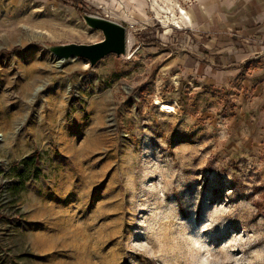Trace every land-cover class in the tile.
Wrapping results in <instances>:
<instances>
[{"label":"rangeland","instance_id":"obj_1","mask_svg":"<svg viewBox=\"0 0 264 264\" xmlns=\"http://www.w3.org/2000/svg\"><path fill=\"white\" fill-rule=\"evenodd\" d=\"M81 1L0 0V264H264L254 58L236 72L202 0ZM83 14L126 55L59 65L104 39Z\"/></svg>","mask_w":264,"mask_h":264},{"label":"crops","instance_id":"obj_2","mask_svg":"<svg viewBox=\"0 0 264 264\" xmlns=\"http://www.w3.org/2000/svg\"><path fill=\"white\" fill-rule=\"evenodd\" d=\"M201 6L202 16L206 18L205 30L213 33L212 42L218 46L233 42L238 46L232 56L234 65H239L237 73L241 72V64L254 58V72L248 78L253 82L249 92L254 97L255 107L251 111L255 118L249 126L254 124L250 136L260 139L256 140L257 147L264 143V107L261 106L262 102L264 106V97H261L264 95V0H202ZM186 18L192 24L191 17Z\"/></svg>","mask_w":264,"mask_h":264},{"label":"water","instance_id":"obj_3","mask_svg":"<svg viewBox=\"0 0 264 264\" xmlns=\"http://www.w3.org/2000/svg\"><path fill=\"white\" fill-rule=\"evenodd\" d=\"M86 25L102 32L104 39L95 44H66L47 47L56 58L69 62L84 59L91 67L110 55L125 56L127 53V28L110 20L83 14Z\"/></svg>","mask_w":264,"mask_h":264},{"label":"bare ground","instance_id":"obj_4","mask_svg":"<svg viewBox=\"0 0 264 264\" xmlns=\"http://www.w3.org/2000/svg\"><path fill=\"white\" fill-rule=\"evenodd\" d=\"M114 3L116 2V1H114V0H112ZM143 1V0H142ZM112 2V3H113ZM124 2L126 3V7L127 8H129V7H135V9L137 10V11H140L143 15H145L146 13H145V11L143 10V9H141V6H139L138 5V3L136 2V0L135 1H133V0H129V1H127V0H124ZM134 9V10H135ZM182 10V9H181ZM171 12V11H170ZM174 12V11H173ZM185 12V11H184ZM183 11H182V13H184ZM169 14V13H168ZM170 14H172V13H170ZM185 14V13H184ZM172 16H174V17H176L175 15H172ZM171 16V17H172ZM171 17H166V20L168 21H170V18ZM173 17V18H174ZM185 20H186V17H184L182 20H177V19H174V24L178 27V28H180L181 27V24H183L184 22H185ZM171 23V22H170ZM53 56V55H52ZM54 57V56H53ZM55 59H56V61H57V63L60 65V64H68L69 62H71V61H69V62H65V61H62L61 59H59V58H56V57H54ZM73 61V60H72ZM159 105H160V108H161V110L163 111V112H166V113H174L175 112V109L172 107V106H170V105H167V104H162V103H159ZM102 119L103 118H101L100 120H99V123H101V124H103V121H102Z\"/></svg>","mask_w":264,"mask_h":264},{"label":"trees","instance_id":"obj_5","mask_svg":"<svg viewBox=\"0 0 264 264\" xmlns=\"http://www.w3.org/2000/svg\"><path fill=\"white\" fill-rule=\"evenodd\" d=\"M75 2V7L82 13L84 12V9L82 7L79 6V4H81V0H74ZM35 158L31 159L29 162H28V165L30 167V165H33V162H34ZM36 162V161H35ZM26 163V162H25ZM41 171L40 170H35V173H34V177L35 178H38L39 175H40Z\"/></svg>","mask_w":264,"mask_h":264}]
</instances>
